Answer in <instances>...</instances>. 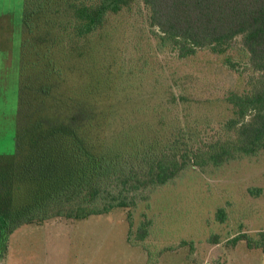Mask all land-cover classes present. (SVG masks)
I'll return each mask as SVG.
<instances>
[{
  "label": "trees",
  "instance_id": "trees-1",
  "mask_svg": "<svg viewBox=\"0 0 264 264\" xmlns=\"http://www.w3.org/2000/svg\"><path fill=\"white\" fill-rule=\"evenodd\" d=\"M139 22L156 46L143 45ZM22 23L16 148L0 154V262L24 226L119 210L141 246L153 223L135 232L134 213L155 193L264 153V0H24ZM202 50L250 73L243 91L216 100L224 118L195 113L193 91L158 64L159 52ZM216 218L225 223L226 209ZM231 237L228 248L264 255V230Z\"/></svg>",
  "mask_w": 264,
  "mask_h": 264
},
{
  "label": "rangeland",
  "instance_id": "rangeland-1",
  "mask_svg": "<svg viewBox=\"0 0 264 264\" xmlns=\"http://www.w3.org/2000/svg\"><path fill=\"white\" fill-rule=\"evenodd\" d=\"M23 8L24 0H0V154H12L16 148ZM140 24L134 23L143 45L149 41L156 46ZM134 35L129 29L125 38ZM234 43L241 47V37ZM231 55L236 57V50ZM158 56V64L182 77L193 91L195 113L224 118L228 107L216 100L247 87L250 73L244 71L245 63L232 70L224 56L208 50L185 60L168 51ZM219 208L227 211L225 223L216 218ZM124 214L119 210L86 221L24 226L10 237L9 252L0 264H264V255L243 243L233 250L225 245L240 228L252 235L264 230V153L219 170L188 171L175 185L155 193L134 213L135 232L141 221L149 218L153 223L141 246L129 242L130 223ZM213 235L222 243L211 244ZM183 241H193L194 248L180 247Z\"/></svg>",
  "mask_w": 264,
  "mask_h": 264
}]
</instances>
